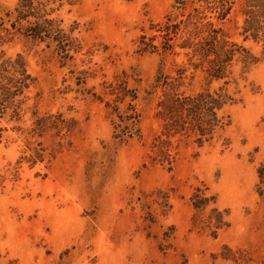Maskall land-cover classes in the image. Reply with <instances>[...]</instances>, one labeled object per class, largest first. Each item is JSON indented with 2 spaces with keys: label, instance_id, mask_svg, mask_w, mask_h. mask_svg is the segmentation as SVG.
I'll return each mask as SVG.
<instances>
[{
  "label": "rangeland",
  "instance_id": "374dc122",
  "mask_svg": "<svg viewBox=\"0 0 264 264\" xmlns=\"http://www.w3.org/2000/svg\"><path fill=\"white\" fill-rule=\"evenodd\" d=\"M18 1L0 0L11 31L0 44L25 57L35 84L21 120L0 118V264H264V49L245 39L242 0L220 25L255 60H237L226 84L159 44L156 29L183 19L191 0H52L48 17L74 48L65 54L12 28ZM143 36L158 47L144 50ZM182 71L180 91L224 86L235 99L202 145L167 138L156 115L157 77ZM47 112L71 129L37 134L31 122ZM195 192L212 198L197 217Z\"/></svg>",
  "mask_w": 264,
  "mask_h": 264
},
{
  "label": "trees",
  "instance_id": "16d2710c",
  "mask_svg": "<svg viewBox=\"0 0 264 264\" xmlns=\"http://www.w3.org/2000/svg\"><path fill=\"white\" fill-rule=\"evenodd\" d=\"M51 1L19 0L11 26L17 28V22H20L22 25L17 30L23 35L34 41L44 42L48 46L57 43L56 52L65 54L74 48L67 45L70 42H67V34L55 24L53 18L48 17L52 12L47 11ZM236 2L191 0L190 8L187 2H182L181 7L187 9L185 17L178 23L167 21L159 25L156 29L158 35L162 36L159 44L165 52L177 54L179 53L175 50L177 46L184 49L189 65L196 70L201 69L208 83L224 80L226 84L231 68L237 60L240 59L245 64L255 60L249 49L229 40L220 25L229 18ZM240 11L245 16L243 25L245 39L253 38L254 41L260 42L264 49V0H242ZM3 24L0 22V32H5V36L11 37V31ZM144 37L142 38L144 50L148 47H158L159 44L154 43L152 38L146 41ZM182 75L183 71L174 79L162 73L157 77L154 88H159L164 97L158 102L156 115L162 121V133L167 138L180 134L193 137L202 145L205 141L213 140L217 132L229 123L224 108L235 102V99L224 86L217 89L207 86L192 93L180 91L183 84ZM34 84L35 77L30 73L25 57L20 53L15 56L6 55L0 44V118L9 116L11 120H21L24 115L23 106L28 103L29 92ZM31 125L37 134L46 130L71 129L70 121L52 112L35 117ZM157 139L158 142L154 146L158 148V153L173 159L169 153L170 140L168 142L160 136ZM172 161L169 160V163ZM211 199L199 192L192 195L193 206L198 211L196 217L208 208ZM195 219L196 224L198 222ZM208 221L211 223L208 225L214 227L213 231H217L225 225L223 212L215 205L210 207Z\"/></svg>",
  "mask_w": 264,
  "mask_h": 264
}]
</instances>
